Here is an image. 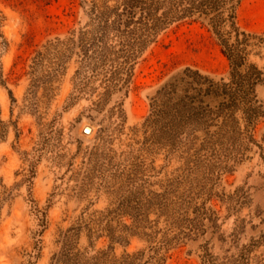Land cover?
I'll use <instances>...</instances> for the list:
<instances>
[{
  "label": "rangeland",
  "instance_id": "rangeland-1",
  "mask_svg": "<svg viewBox=\"0 0 264 264\" xmlns=\"http://www.w3.org/2000/svg\"><path fill=\"white\" fill-rule=\"evenodd\" d=\"M122 10L0 0V264H264V79L253 141L173 139L166 119L146 122L157 90L185 67L227 80L229 61L196 18L138 54L118 35ZM236 16L264 78V0ZM127 49L138 57L120 87Z\"/></svg>",
  "mask_w": 264,
  "mask_h": 264
},
{
  "label": "trees",
  "instance_id": "trees-1",
  "mask_svg": "<svg viewBox=\"0 0 264 264\" xmlns=\"http://www.w3.org/2000/svg\"><path fill=\"white\" fill-rule=\"evenodd\" d=\"M239 1L122 0L123 10L117 14L118 35L122 38L133 36V41L124 39L123 46L132 48L138 45V54L169 24L196 18L206 23L228 59L227 80H217L198 69L185 67L173 74L153 97L146 122L151 118L166 119L171 138L180 137L188 146L194 147L199 143V147L204 148L253 141L252 131L258 117L263 114L262 104L255 93L256 85L264 79L263 72L248 61L251 34L237 23ZM124 53L121 66L112 72L115 85L120 87L130 82L134 63H129L138 57L129 49ZM201 127L202 133L199 134L197 129ZM210 127L216 129L211 130ZM123 226L136 232L137 225L134 229L133 226ZM110 239L123 240V236L110 235ZM107 257L104 250L103 260Z\"/></svg>",
  "mask_w": 264,
  "mask_h": 264
},
{
  "label": "bare ground",
  "instance_id": "bare-ground-1",
  "mask_svg": "<svg viewBox=\"0 0 264 264\" xmlns=\"http://www.w3.org/2000/svg\"><path fill=\"white\" fill-rule=\"evenodd\" d=\"M86 131H87V132H90V131H91V127H88V128L86 129Z\"/></svg>",
  "mask_w": 264,
  "mask_h": 264
},
{
  "label": "water",
  "instance_id": "water-1",
  "mask_svg": "<svg viewBox=\"0 0 264 264\" xmlns=\"http://www.w3.org/2000/svg\"><path fill=\"white\" fill-rule=\"evenodd\" d=\"M88 127H86V129H87Z\"/></svg>",
  "mask_w": 264,
  "mask_h": 264
}]
</instances>
